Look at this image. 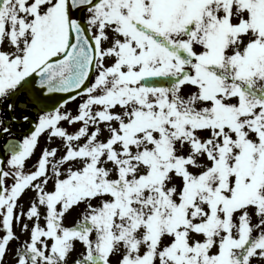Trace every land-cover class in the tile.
Here are the masks:
<instances>
[{"label":"snow or ice","instance_id":"6c2138e0","mask_svg":"<svg viewBox=\"0 0 264 264\" xmlns=\"http://www.w3.org/2000/svg\"><path fill=\"white\" fill-rule=\"evenodd\" d=\"M0 264H264V0H0Z\"/></svg>","mask_w":264,"mask_h":264}]
</instances>
